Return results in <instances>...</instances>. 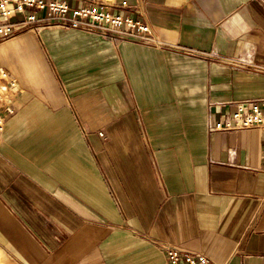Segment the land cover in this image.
<instances>
[{"label": "crops", "instance_id": "obj_1", "mask_svg": "<svg viewBox=\"0 0 264 264\" xmlns=\"http://www.w3.org/2000/svg\"><path fill=\"white\" fill-rule=\"evenodd\" d=\"M72 1L144 19L158 45L54 26L0 42L18 89L0 264H264V133L224 125L264 98V0Z\"/></svg>", "mask_w": 264, "mask_h": 264}, {"label": "built area", "instance_id": "obj_2", "mask_svg": "<svg viewBox=\"0 0 264 264\" xmlns=\"http://www.w3.org/2000/svg\"><path fill=\"white\" fill-rule=\"evenodd\" d=\"M23 19L13 22L14 16ZM39 32L54 26L68 30L98 33L114 42L134 41L158 45L148 22L142 18L115 13L104 4H81L72 0H0V42L15 35L17 27ZM17 87L8 80V72L0 69V126L16 113ZM222 123L218 128H224ZM225 127L256 129L264 133V98L237 103L231 121ZM264 160V140L263 153ZM169 264H216L204 253L182 254L177 248H167Z\"/></svg>", "mask_w": 264, "mask_h": 264}]
</instances>
